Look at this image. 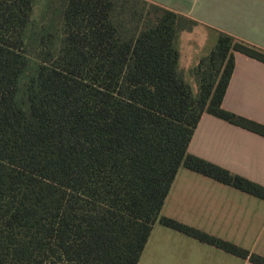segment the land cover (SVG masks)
Returning a JSON list of instances; mask_svg holds the SVG:
<instances>
[{
    "label": "trees",
    "instance_id": "1",
    "mask_svg": "<svg viewBox=\"0 0 264 264\" xmlns=\"http://www.w3.org/2000/svg\"><path fill=\"white\" fill-rule=\"evenodd\" d=\"M0 0V264H138L156 223L264 264V255L162 214L180 167L264 200V186L189 152L204 113L264 136L222 106L237 52L219 31L190 70L198 21L148 0ZM50 16V17H49Z\"/></svg>",
    "mask_w": 264,
    "mask_h": 264
},
{
    "label": "crops",
    "instance_id": "2",
    "mask_svg": "<svg viewBox=\"0 0 264 264\" xmlns=\"http://www.w3.org/2000/svg\"><path fill=\"white\" fill-rule=\"evenodd\" d=\"M148 1L198 21L180 32L177 41L179 67L195 92L190 70L213 49L219 31L264 49V0ZM222 106L264 124V62L236 53ZM188 150L264 186L262 135L204 113ZM161 212L264 255V200L235 187L182 166ZM138 264L254 263L156 223Z\"/></svg>",
    "mask_w": 264,
    "mask_h": 264
},
{
    "label": "rangeland",
    "instance_id": "3",
    "mask_svg": "<svg viewBox=\"0 0 264 264\" xmlns=\"http://www.w3.org/2000/svg\"><path fill=\"white\" fill-rule=\"evenodd\" d=\"M46 5H47V0H36L35 9H34V16H33L36 22L42 21V16H43V13L45 11Z\"/></svg>",
    "mask_w": 264,
    "mask_h": 264
}]
</instances>
